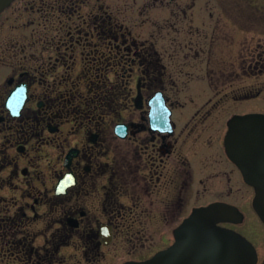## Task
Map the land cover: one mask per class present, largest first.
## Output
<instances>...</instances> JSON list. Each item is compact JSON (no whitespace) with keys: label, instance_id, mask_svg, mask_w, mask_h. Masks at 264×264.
<instances>
[{"label":"flooded vegetation","instance_id":"obj_1","mask_svg":"<svg viewBox=\"0 0 264 264\" xmlns=\"http://www.w3.org/2000/svg\"><path fill=\"white\" fill-rule=\"evenodd\" d=\"M176 1L150 4L170 8ZM123 8L132 3L14 0L0 13L5 23L29 12L38 27L58 24L56 33L12 32L1 39L0 258L10 264H70L67 253L81 254L74 264L146 260L175 242L176 229L196 208L233 204L242 184L253 200L255 191L230 156L227 137L235 115L264 114V40L235 65L232 54L212 48L224 37L231 43L230 32L220 39L216 33H185L182 64L171 68L155 34L134 32L120 16ZM110 72L133 82L130 119L118 118L113 128L107 117L114 113L105 111L115 98L105 89ZM236 77L244 79L240 85ZM20 87L26 99L14 115L7 101ZM245 103L251 108L242 111ZM162 105L170 112L167 121ZM67 125L68 136L61 138ZM119 125L126 130L118 132ZM41 145L61 149L52 193L39 187ZM69 173L72 185L57 193ZM44 204L46 215L63 214L40 230ZM240 209L242 221L222 225H245L248 214ZM248 238L262 264L264 239Z\"/></svg>","mask_w":264,"mask_h":264},{"label":"rangeland","instance_id":"obj_2","mask_svg":"<svg viewBox=\"0 0 264 264\" xmlns=\"http://www.w3.org/2000/svg\"><path fill=\"white\" fill-rule=\"evenodd\" d=\"M106 1L132 3V8L122 9L120 13L121 18L125 19L127 24L133 26V30L137 34H143V36L149 33L155 34L154 38L158 41L159 48L164 50L166 62L172 66L171 68H175L179 64H182L180 52L183 40L181 39L185 33H192L194 35L204 33L213 35L216 33L219 34L220 39L222 38L221 34L225 35L226 33L227 35V33L230 32L232 36L231 43L229 38V40L226 41L224 37L223 40L212 42L215 45L212 46V48L220 52L223 51L222 53L232 54L233 63H235V65H239L238 61H240L247 50L255 51L260 49L258 45L259 41L264 40V0H177V3L171 4L170 8H162L160 3L156 6H151L150 3L154 2V0ZM178 2L180 3L178 4ZM18 16L21 17L17 22L10 21L5 23L6 21H0V44L2 42L1 39L7 33L57 32L54 30L55 26H58L56 20L53 23L48 21L46 25L49 27L44 23L43 26L38 27V24L33 21L36 20L35 14L25 12L24 14L19 13ZM229 17L232 19V24L230 25L225 23ZM13 24H15V26ZM48 28H50V30ZM2 48L5 47H0V49ZM195 63L197 64L198 62H189L188 64ZM200 64H202V62ZM175 75H177V72H175ZM122 77V72L105 73L106 92L112 90L115 95L114 101H111V103L106 106L105 110L107 113H114L111 117H107L109 120L111 118L114 119L113 122L107 120L111 128H113L118 118L123 117L129 120L132 111L130 94L131 91L133 92V82L128 81L125 83ZM241 80L244 79L236 77L234 80L235 85H240L241 83L238 82ZM114 92H118L119 94ZM246 104L247 103L241 106L243 107L242 111L251 108L248 106L249 104ZM70 129L71 127H69V125L65 126V130L60 137L66 138ZM60 152L61 149L53 145H41L39 146V150L36 151L41 171V181L39 183L40 185L38 184L41 188V193H52L56 183L54 178H52L54 176V170L52 168L55 166ZM58 165L57 169H60V164ZM238 186L235 187V196L230 202L239 207L242 206L248 214V220L245 225L237 229L239 232L255 240L264 239V224L252 207V192L250 188L244 184ZM19 193L10 191L9 195H15V197H17ZM39 210L40 213L44 214V218L42 217L36 227L40 230L45 227L51 217H56L58 219L63 214L58 210L53 214L46 215V212H49V207L45 204L41 205ZM39 241H44L43 235L39 237ZM75 252L76 250H73V253ZM67 254L68 257L71 258V260H69L70 264L79 262L78 259L81 258V254L78 256L75 255L74 257L69 255V253ZM0 264L10 263L7 259L2 260V258H0ZM11 264L19 263L11 262Z\"/></svg>","mask_w":264,"mask_h":264},{"label":"water","instance_id":"obj_3","mask_svg":"<svg viewBox=\"0 0 264 264\" xmlns=\"http://www.w3.org/2000/svg\"><path fill=\"white\" fill-rule=\"evenodd\" d=\"M13 1L0 0V13ZM25 99L24 87L12 92L7 101L12 114L20 113ZM159 103L162 104L161 101L155 102L156 105ZM161 108L167 121L170 112L163 105ZM121 129L125 131L126 126L119 125L117 131L121 133ZM227 147L246 182L255 189L253 206L264 222V114L235 115ZM73 151L67 156V165L73 158ZM71 176L69 173L60 180L57 193L67 192L73 183ZM243 217L235 205L225 202L196 208L176 229L175 242L167 249L147 260L125 264H257L258 253L254 244L239 232L221 225L224 222H240Z\"/></svg>","mask_w":264,"mask_h":264}]
</instances>
